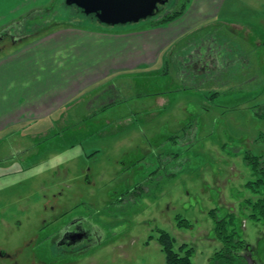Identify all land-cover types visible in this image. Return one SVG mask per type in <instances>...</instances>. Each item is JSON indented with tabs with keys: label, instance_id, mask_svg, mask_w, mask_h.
<instances>
[{
	"label": "rangeland",
	"instance_id": "obj_1",
	"mask_svg": "<svg viewBox=\"0 0 264 264\" xmlns=\"http://www.w3.org/2000/svg\"><path fill=\"white\" fill-rule=\"evenodd\" d=\"M52 2L37 8L39 19L51 20L38 36L72 28L150 42L188 20L192 8L203 12L209 0H169L162 12L185 10L163 25L149 18L112 27L63 0ZM198 25L166 43L151 66L97 80L56 114L58 124H30L0 140V218L11 225L13 259L40 264L37 254H46L56 259L46 264H164L162 230L176 251L193 248V264H264V219L249 217L246 201L258 196L246 188L253 175L242 159L264 156V0H227L217 19ZM213 37L229 53L222 54L224 66L235 59L217 82L203 74L215 60L187 66L189 50ZM10 46L17 45L5 38L0 52ZM211 210L218 218L234 215L244 258L216 255L222 245ZM178 215L192 228H177ZM66 226L85 235L76 233L63 253L42 251L43 233Z\"/></svg>",
	"mask_w": 264,
	"mask_h": 264
},
{
	"label": "crops",
	"instance_id": "obj_2",
	"mask_svg": "<svg viewBox=\"0 0 264 264\" xmlns=\"http://www.w3.org/2000/svg\"><path fill=\"white\" fill-rule=\"evenodd\" d=\"M9 1L11 0H0V29L8 22L53 0H15L12 6L4 5ZM226 1L209 0L203 12L192 8L193 15L188 20H183L176 27L169 26L168 30L159 32L156 39L150 42L143 36L114 37L105 35V32L100 34L97 31L72 28H59L50 35H41L24 43L12 41L17 46H10L0 52V140L10 138L13 134L11 130L16 128H20L19 133L23 132V127L30 124L50 119L58 124L60 120L56 114L63 111L82 92L89 90L97 80L113 72L151 66L160 49L174 40L176 35L199 26L204 18L217 19ZM200 17L201 19H197ZM169 32L173 35H169ZM133 43L136 47L132 46ZM189 52L187 59L190 62L187 66H193L194 59L201 62L204 57L216 61L203 71L212 81L217 82V78L225 73V68H234L235 59L224 66L222 54L229 53L224 51L214 37L208 39L203 46L191 48ZM192 69L193 73H198L200 66ZM5 219L0 218L3 225L0 239L7 240L0 243V264H29V258H12L11 225ZM57 236L58 233L50 236L43 233L45 243L41 245L42 251L63 253L67 247L57 244ZM5 253L9 255L8 260L6 257L4 259ZM37 255L35 262L40 264H46L47 259L52 262L56 260L48 255L45 258L46 254Z\"/></svg>",
	"mask_w": 264,
	"mask_h": 264
},
{
	"label": "trees",
	"instance_id": "obj_3",
	"mask_svg": "<svg viewBox=\"0 0 264 264\" xmlns=\"http://www.w3.org/2000/svg\"><path fill=\"white\" fill-rule=\"evenodd\" d=\"M55 2H58V0H53L52 4H54ZM76 10L81 13L80 10ZM184 10L185 6H182L179 10L172 12L160 11L157 15L151 18V20H154L155 25H163L172 22L180 17L183 14ZM42 12V9H37L28 14L31 15V18H28V15L21 17L23 21H31L29 24H27V22L20 23L19 25L13 23L11 25L5 26L4 28H1L0 47L2 41L5 38H9L11 41L23 43L33 38H37L33 35H37L40 32V28L44 27L45 25L49 26L47 22L51 21H43L42 19H39L43 14ZM46 12H49V10H47ZM33 25H37L36 28H33L34 30L31 29ZM25 29L30 31L27 32L25 31ZM44 32L45 31H43L42 33ZM26 33L30 35H25ZM42 33L39 34V36L43 35ZM242 159L246 167H248L253 175V180L246 183V188L251 193L258 196L255 201H246V204L251 209V214L249 215V217L253 220L259 221L261 219H264V156H254L249 153H245ZM209 216L213 222V232L215 240L222 245L221 249L216 253V255L228 257L229 259H232V256H236L237 259L244 258V256L239 255V253L244 250L246 245L245 242L243 240H240L239 236L237 235L238 233L235 228L234 215L229 214L224 218H218L216 210H211L209 212ZM175 220L176 227L179 229L192 228V224L179 215L176 216ZM157 233V241L165 254L164 264H193L191 260L193 256V248L189 247L186 244H181L176 251L173 239L166 232L158 230Z\"/></svg>",
	"mask_w": 264,
	"mask_h": 264
},
{
	"label": "water",
	"instance_id": "obj_4",
	"mask_svg": "<svg viewBox=\"0 0 264 264\" xmlns=\"http://www.w3.org/2000/svg\"><path fill=\"white\" fill-rule=\"evenodd\" d=\"M168 0H63L105 26H122L153 18ZM73 237H76L73 235Z\"/></svg>",
	"mask_w": 264,
	"mask_h": 264
},
{
	"label": "flooded vegetation",
	"instance_id": "obj_5",
	"mask_svg": "<svg viewBox=\"0 0 264 264\" xmlns=\"http://www.w3.org/2000/svg\"><path fill=\"white\" fill-rule=\"evenodd\" d=\"M165 5H167V4H165ZM165 5L159 7V12L163 9V7ZM78 232L79 233H77V231L73 230L71 228V226L63 227L60 230V232H58V236L55 238V240H57V244H63V246L65 247V245L70 244L69 239L72 238L73 235L75 236L76 233L79 234V235H81V237H83L85 235V232L83 230L78 231Z\"/></svg>",
	"mask_w": 264,
	"mask_h": 264
}]
</instances>
